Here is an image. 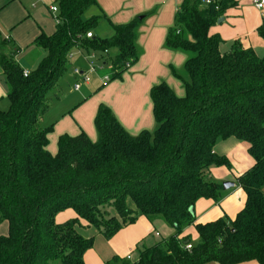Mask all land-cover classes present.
Returning <instances> with one entry per match:
<instances>
[{"label": "trees", "instance_id": "1", "mask_svg": "<svg viewBox=\"0 0 264 264\" xmlns=\"http://www.w3.org/2000/svg\"><path fill=\"white\" fill-rule=\"evenodd\" d=\"M206 1L184 0L166 38V49L187 57L174 73L186 93L180 98L165 83L152 88L154 132L129 134L101 105L97 141L85 133L64 135L56 154L48 150L53 127L42 122L49 93L70 69V55L107 51L110 82L121 79L141 56L137 39L144 19L111 24L112 36L101 38L96 30L106 17H85L97 0H57L56 31L32 43L46 56L27 77L15 59L19 49L0 41L9 100V109H0V223L9 229L0 235V264H85L94 238H84L80 229L111 239L141 218L161 220L175 235L134 260L107 264H264V58L240 43L222 52L223 39L210 31L238 3ZM257 33L264 41V24ZM230 138L244 142L254 161L236 181L245 205L233 220L197 223L196 204L219 203L226 193L211 171L232 170L226 157L215 154L217 143ZM70 212L75 218L57 222ZM189 227L198 236L195 244L184 236Z\"/></svg>", "mask_w": 264, "mask_h": 264}, {"label": "crops", "instance_id": "2", "mask_svg": "<svg viewBox=\"0 0 264 264\" xmlns=\"http://www.w3.org/2000/svg\"><path fill=\"white\" fill-rule=\"evenodd\" d=\"M23 1L25 0H0V41L8 40L19 49L20 52L16 55L15 59L24 72L30 74L32 70H30V72L28 71L24 63L25 61L22 62L21 57L28 54L31 62L34 63L36 59L42 56L41 52L44 50L33 47L32 43L41 34H46L48 36L53 35L56 31V27L55 29L49 30H44L41 27L38 29L35 28L30 33L25 29H17V23L20 21L23 13H16L12 7L17 4L15 2L23 3ZM43 1L48 3L49 1L54 2L52 5H46L44 2V5L54 17V22L57 26L55 15L50 11L51 6H57V0ZM183 1L184 0H97V7L92 9L94 13L91 16L103 15L106 17L100 24L101 33L103 35L101 38H109L112 36L111 24L115 26L127 25L135 19L143 17L144 21L139 28L137 39V44L141 50V56L138 62L122 75L121 79L103 84L98 78H94L90 84H84L80 83V80L74 76L73 69L78 67L82 70H86V61L79 53L74 55L72 60H70V69L67 72L73 80V84L69 86L70 89L68 91L64 89L65 87H59V89L61 88L62 94L56 102L52 103L50 110L43 119V123L46 124L45 127H53V131L48 136V150L52 154L57 153L58 140L64 135L75 137L81 133H85L92 142H96L98 135L95 128V118L101 105L111 109L119 123L129 134L137 136L143 132L152 133L156 128L153 103L150 96L153 87L165 83L178 97L183 98L185 96V84L181 79L175 76L174 73L183 70L187 57L181 52H175L165 48L166 38L170 29L174 27L176 13ZM235 1L238 3V8L239 1ZM243 2H245V0H243ZM250 2L254 6V0H250ZM258 11L260 12L261 20L255 22L252 30H254L255 35L259 37L257 29L264 24V10ZM149 13H151V15L146 17ZM29 15L31 14L29 13ZM223 19L224 22L227 21L226 16ZM221 24L218 23L213 27L210 33L212 35L218 34L221 38L224 37L225 40L228 38L232 40V37L228 36L227 38L225 34H223L222 28L219 27ZM9 29H12V36L2 33V31H7ZM24 31H27L26 35H24ZM258 37H254V43L260 47L264 44V41L260 37L258 39ZM242 46H244V44H242ZM251 46L245 45L244 47L252 48L253 46ZM117 54L118 52L112 56V50L110 51V56L112 58L116 57ZM43 55L45 57L46 52ZM76 83H80L81 85L78 91L74 88ZM8 101V87L0 67V107ZM64 107L65 110H63ZM59 108H62V110ZM56 110L61 111L55 113ZM215 154L226 157L232 165V170H227L223 167L212 169V177L219 183H236L238 177L249 170L254 164L251 156L249 155V157L247 155L249 154L248 146L235 138L224 140L222 143H219L218 146L216 145ZM225 192L223 199L219 203L201 200L196 204L195 216L197 223H209L221 218L233 220L237 216L245 205L246 195L238 185L236 188ZM69 214L70 213H66L65 215L68 217L70 216ZM63 216L64 215L61 217ZM65 220L67 219H64V221ZM138 222H141L140 229H143V235L136 240L132 239L131 242L133 244L147 237L155 236L160 238L162 236V232L159 233L156 231L153 224L147 219L141 218L137 223ZM155 222L161 224L159 225V229L165 231L169 237L175 235V230L173 228L169 226L166 227L161 221ZM192 228L193 227H189L185 231L184 236H187V232ZM154 245V242H152L148 248ZM132 254L133 250L130 244V249L126 256L128 257L131 255L133 259ZM246 264L258 263L250 262Z\"/></svg>", "mask_w": 264, "mask_h": 264}, {"label": "rangeland", "instance_id": "3", "mask_svg": "<svg viewBox=\"0 0 264 264\" xmlns=\"http://www.w3.org/2000/svg\"><path fill=\"white\" fill-rule=\"evenodd\" d=\"M239 1V7L230 9L226 13L227 21L219 25L220 28L223 30V34L228 38V36L232 37V40L228 38L225 40L223 37L224 43L221 46V49L223 52L229 51L234 43H240L241 45H249L253 48L255 53L261 57L264 58V44L260 47L254 43L255 38L258 37L255 35L254 30H252L253 25L255 22H258L261 20L260 12L256 10L255 6H253L250 2V0H238ZM44 2L46 5H52L54 2L49 1H43V0H25L23 3L15 2V4L12 8L14 11L18 14L23 13V16L21 17L20 21L17 23V29H25L30 33L35 28H42L44 30L49 29H55L56 24L54 22V17L50 14L48 9L45 7ZM43 6V7H42ZM36 11V12H35ZM29 13L31 15H29ZM94 13L93 10H90L85 17L89 18ZM27 31H24V35H26ZM12 29H9L7 31H2L4 35H13ZM102 30L99 27L96 30V35L101 37ZM259 39V37H258ZM260 41V40H259ZM251 44V45H250ZM42 51V50H41ZM116 50H112V56L116 54ZM42 56H40L38 59L34 61V63L31 62L29 55H24L21 57L22 62H24L28 68V71L32 70L34 72L40 65V63L44 59L45 52H41ZM77 55V54H76ZM30 68V69H29ZM32 68V69H31ZM105 72H102L100 75L103 76ZM73 80L70 78L69 74H67L59 85L61 87H65V90H69V86H72ZM61 89V88H60ZM60 89L54 90L51 93H49L50 98V105L52 103L56 102L58 98H60V95L62 94V91ZM54 105V104H53ZM0 109L2 111H7L9 109V101L5 102L3 105H1ZM62 110V108H59ZM61 110H56L55 113H59ZM65 110V107L63 108ZM46 124L42 122V126L45 127ZM223 141H219L217 143V146L219 143H222ZM249 156V154H247ZM250 157V156H249ZM251 159V158H250ZM224 183V182H223ZM70 216L67 217V215L64 214L63 217L58 218L57 222L60 223L62 221L64 222L71 220L75 218V214L70 212ZM67 217V218H66ZM161 221V220H158ZM164 223L163 221H161ZM139 223V222H138ZM134 224L132 226L126 227L122 229L116 236H114L111 239L105 238L103 235L99 234L94 228H85L80 229L79 233L84 238H94V244L93 247L87 251L85 254V264H107L110 262L113 258H121L126 259V255L129 252L130 244L133 250V259H136L138 257L139 252L147 248L152 242L154 244L161 243L165 240H167L169 235L165 231H162L159 229V225L156 222L152 223L155 227L154 229L161 233V237L157 238L155 236L153 237H147L146 239H141L138 243H132V239L136 240L137 238L141 237L143 235V229H140L141 225L140 223ZM165 224V223H164ZM140 225V226H139ZM166 227H168L167 224H165ZM8 225L7 223H0V235L5 234L3 236L8 235ZM187 235L192 240V244L197 243L198 236L196 234V231L194 228L190 229V231L187 232ZM134 242V241H133ZM246 264V263H244Z\"/></svg>", "mask_w": 264, "mask_h": 264}, {"label": "built area", "instance_id": "4", "mask_svg": "<svg viewBox=\"0 0 264 264\" xmlns=\"http://www.w3.org/2000/svg\"><path fill=\"white\" fill-rule=\"evenodd\" d=\"M211 3H212V0H207L205 2L206 5H210ZM253 4L256 9L260 11L264 10V0H254ZM50 11L55 15L56 23H59V20L57 17L59 13L58 7L51 6ZM92 37H93L92 33L87 34V38H92ZM77 53H79L82 56V58L86 61V64H87L86 70H82L78 67L73 69V74L77 79L80 80V83L90 84L94 78H98L103 84H107L110 82L111 74L109 73V71L112 69V62L109 56H107L108 55L107 51L104 54H99L95 52L85 53V52L78 50L75 53L70 55V60H72L74 55ZM126 67L129 69L130 65L127 64ZM105 71L107 72L103 76H101L100 74ZM24 76L27 77L28 73L25 72ZM80 83H76L74 87L76 91L80 89L81 87ZM186 248L187 250H190L191 246L189 245ZM127 259L133 260L131 255L128 256Z\"/></svg>", "mask_w": 264, "mask_h": 264}, {"label": "water", "instance_id": "5", "mask_svg": "<svg viewBox=\"0 0 264 264\" xmlns=\"http://www.w3.org/2000/svg\"><path fill=\"white\" fill-rule=\"evenodd\" d=\"M139 20H143V17H139ZM223 22H224V19H220L218 23L221 24ZM236 187H237L236 183H232V182H224L223 183V190L224 191H229V190L236 188Z\"/></svg>", "mask_w": 264, "mask_h": 264}]
</instances>
